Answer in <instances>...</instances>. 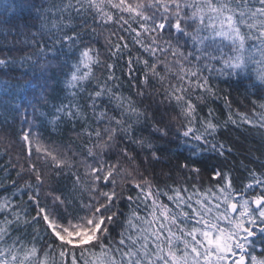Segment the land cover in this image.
I'll use <instances>...</instances> for the list:
<instances>
[{
	"label": "snow or ice",
	"instance_id": "1",
	"mask_svg": "<svg viewBox=\"0 0 264 264\" xmlns=\"http://www.w3.org/2000/svg\"><path fill=\"white\" fill-rule=\"evenodd\" d=\"M0 8L5 13V19L0 20L5 35L12 31L24 35L25 30L37 28L39 21L30 44L24 41L35 49L34 53L19 59L21 66L27 64L31 70L19 77L0 79V105L19 111L23 101L25 113L31 108L33 115L38 111L41 116L51 115L49 123L54 127L62 121L72 122L73 126L77 120L83 121L82 134L90 144L85 145L87 156L93 159L91 164L84 163L87 178L82 181L73 173L72 191L67 197L53 196L50 207L40 205L39 189L44 178L41 170L29 163L28 170L37 184L27 185L32 190L28 199L36 205V216L28 220L14 199H0V264H264V258L258 259L252 251L257 237L264 243V172L252 170L250 182L241 191L233 187L227 173L215 170V191L201 193L193 184L192 192L186 186H172L162 192L139 171V166L132 171L121 167V154L135 161L126 147L116 154V162L107 158L123 133V138L141 149L147 148L150 155L144 156L145 164L160 161L159 149L151 141L132 140L133 123L141 120L152 121L153 133L160 140L168 139L178 123L177 138L193 142L192 156L205 150L201 145L210 144L208 137L218 125L211 119V110L209 119L199 116L193 96L201 100L203 93L215 94L209 75L218 72L228 77L240 76L258 67L256 78L264 87V0H51L47 6H37L34 0H2ZM77 17L81 21L79 31L74 23ZM110 24L128 33L132 44L139 45L152 62L139 55L133 58L125 36L117 32L106 37L107 55L102 59L100 50L94 47L95 36L98 28L106 29ZM89 32L93 38L85 40ZM37 35L40 40L35 39ZM113 36L119 42L113 41ZM45 37L50 43L44 41ZM124 50L128 52L125 69L130 80L136 79L135 65L143 66L142 76L133 84L137 88L143 86L137 93L141 103L149 101L143 108L108 83L118 77L116 65L107 61L122 59ZM69 53L73 54L70 63L65 59ZM15 62L13 58L0 59V65ZM101 65L108 71L107 79L87 94L93 126L76 98L86 91L94 69ZM206 71L209 75H205ZM56 75L64 77V90L72 99L53 105L54 113H44L38 105L48 102L47 93ZM105 96L120 109L119 116L109 115L106 107H100L98 101ZM252 103L257 105L256 100ZM258 107L259 112L253 108L256 119L238 113L240 121L264 129V102ZM229 120L236 123L231 113ZM23 123H29V128L21 131L20 138L28 145L31 160L33 139L27 116ZM224 147L211 143V148L221 155ZM35 151L37 158H41V153L44 159L50 157L55 168L72 167L66 155L61 157L38 136ZM180 167L200 172L194 163L190 167L185 162ZM117 176L131 182L137 190L135 197H126L127 214L118 208L122 193L116 191ZM102 183H110L111 190L103 191ZM255 188L259 192L249 194ZM85 192L89 196L87 203L81 198ZM161 194L167 196L169 203L159 199ZM73 199H79L85 214L65 217L60 209L66 211ZM38 218L44 222L45 234L59 244L49 243L42 248L38 246V235L29 239L27 232L19 234L22 224L26 228L37 223ZM116 227L120 231L113 237L111 229Z\"/></svg>",
	"mask_w": 264,
	"mask_h": 264
},
{
	"label": "trees",
	"instance_id": "2",
	"mask_svg": "<svg viewBox=\"0 0 264 264\" xmlns=\"http://www.w3.org/2000/svg\"><path fill=\"white\" fill-rule=\"evenodd\" d=\"M8 2L10 3L11 0H8ZM34 3L37 6H47L51 3V0H34ZM3 19H5V13L0 8V20ZM88 19L90 20L91 17H88ZM80 22L78 17L74 20L78 31L80 30ZM36 23L37 28L25 30L24 35H17L15 31L5 35L6 29L0 25V59L13 58L16 61L12 64L0 65V79L19 77L26 70H31L27 64L21 66L19 59L24 54H32L35 51L29 44L33 39L32 33L38 29L39 21ZM133 27H137V25L133 24ZM110 32H117L118 35L122 34L125 36L131 47L133 58L139 55L142 59L152 62V57L143 52L139 45H133L131 36L128 33L121 32L119 26L114 24L108 25L106 29H97L94 47L100 50L102 59L107 55L108 45L106 37L109 36ZM69 34H71L70 29ZM84 38L85 40H91L93 36L89 32ZM35 39L40 40L41 37L37 35ZM111 39L116 41L115 36L111 37ZM25 40L29 41V44H25ZM44 41L50 43L46 37ZM16 49H22L23 51L18 52ZM64 51L67 52V49L65 48ZM72 56L73 54L69 53L65 59L70 63ZM157 56H159V53H157ZM127 58L128 52L124 50L122 59H108L107 62L116 65L115 75L118 77L115 82L109 81L108 83L109 86L113 87L114 91L119 92L124 97H130L138 107L143 108L149 103L147 100L141 103V97L137 94L139 88L143 86L140 85L139 88L133 87V84L138 83L139 78L143 74L141 71L143 66L142 64L135 65L137 71L133 75L136 79L130 80L126 75L125 69ZM168 58L171 59L170 56ZM161 59H164V57H161ZM216 67L218 68L219 65H216ZM259 70L258 67H252L247 73L231 77L220 75L218 72H213L210 75L207 71L205 72V75H209V84L215 94L203 93V99L201 100H197L193 96V102L197 105V112L200 117L209 119V111L211 110V119L213 123L218 125V128L208 137L210 144L201 145L205 150L199 152L196 156H192L194 149L191 144L193 142H185L182 138H177L178 123L171 129L172 135L168 139L160 140L153 133L152 121L141 120L133 123L132 140L143 138L146 141H151L159 149L160 161L145 164L144 156L150 155L147 148L141 149L137 144L123 138V133H120L116 145L110 150L107 158L111 162H116V154L120 153L121 148L126 147L129 153L135 157V161H130L121 154L119 157L121 167L132 171L139 166V171L151 180L155 188L161 189L162 192L168 191L172 186H186L189 192H192L193 184L200 189L201 193L207 192L208 189L215 191L217 183V180L213 179L215 170L227 173L231 178L233 187L237 191H241L250 182L249 173L252 170L257 173L264 172V129L242 123L238 115V113H246L250 119H256L253 116V108L255 107L256 112L260 111L258 104L264 102V87L260 86V81L256 78V73ZM107 76V69L103 65L97 66L94 69V78L85 85L86 91L76 98L78 103L84 107L89 117V123L93 124V126H95V121L92 118L91 110L87 108V94L94 91L98 83H103ZM63 79L64 77L60 75L54 77L52 89L47 93L48 102L38 105L40 111L49 114L54 113L53 105H59L61 102L68 103L72 99L68 97L67 92L64 90ZM173 82L175 83V81ZM153 84H155V81H153ZM253 84H256L257 87H252ZM156 86L159 87V85ZM148 91H151V89H148ZM197 95L201 94L197 93ZM0 99H3L2 93H0ZM159 99L160 97H157V100ZM253 100L257 101V105H253ZM20 103L19 111L6 109L3 105H0V199L4 197L14 199L21 209L27 213V219L31 220L32 217L36 216L37 209L34 202L28 199V194L32 190L27 185L31 184L35 187L37 182L34 174L28 170L29 163H34L41 170L44 178V182L39 189L40 205L50 207L53 196L67 197L72 191L75 184L73 173L79 175L82 181L87 178L84 163L91 164L93 159L87 156L85 145L90 146V144L88 137L82 134L83 121L77 120L74 126L72 122L62 121L58 126L54 127L49 123L51 115L41 116L39 111L33 115L31 108L25 113L23 101ZM98 103L101 108L106 107L108 109L109 115L119 116L120 109L107 96L103 97ZM230 113L236 123H232L229 120ZM25 116H27V120L31 124L32 136L30 139L34 140L31 160H29L27 155L28 145L20 138L21 131L29 128V123H23ZM37 136L47 147L56 151L61 157L66 155L71 160L72 167L55 168L51 164V158L44 159L43 153L40 154L41 158H37L35 151V138ZM211 143L223 144L225 146L223 155L220 154L219 150H213ZM185 162H188L190 167L194 163L195 167L200 169V172L197 174L181 169L180 165ZM17 173H20V175L18 176ZM116 179V191L122 193V198L118 201V208L121 212L127 214L129 212V202L126 197L128 195L135 197L137 190L132 186L131 182L122 181L121 176H117ZM137 180H139V176H137ZM13 181H15L14 184ZM220 182L223 183V181ZM111 188L112 185L110 183L101 184L103 191H110ZM257 192H259L258 188L249 190V194ZM76 195L80 196V193H76ZM208 195L210 196L211 193H208ZM81 198L84 203L89 201V196L86 192L83 193ZM159 199L164 203H169L167 196L163 194L160 195ZM60 212L65 217L85 214L84 209L80 206L79 199H73L71 203L67 204V210L65 211L61 208ZM121 219H123V216ZM119 231V227L112 228V236L116 237ZM25 232H27L29 239L34 235H38L39 247L44 248L49 243L59 244L58 241H54L45 234L44 222L39 218L37 223L31 224L26 228L22 224L19 234L22 235ZM252 251L258 259L264 258V243L260 242L259 237L256 238V244Z\"/></svg>",
	"mask_w": 264,
	"mask_h": 264
},
{
	"label": "rangeland",
	"instance_id": "3",
	"mask_svg": "<svg viewBox=\"0 0 264 264\" xmlns=\"http://www.w3.org/2000/svg\"><path fill=\"white\" fill-rule=\"evenodd\" d=\"M34 141V140H33Z\"/></svg>",
	"mask_w": 264,
	"mask_h": 264
}]
</instances>
